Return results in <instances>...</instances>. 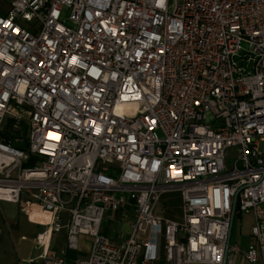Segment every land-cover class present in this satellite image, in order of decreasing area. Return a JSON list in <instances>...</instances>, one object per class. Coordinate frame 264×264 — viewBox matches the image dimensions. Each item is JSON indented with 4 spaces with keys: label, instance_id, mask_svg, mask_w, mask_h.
<instances>
[{
    "label": "built area",
    "instance_id": "1",
    "mask_svg": "<svg viewBox=\"0 0 264 264\" xmlns=\"http://www.w3.org/2000/svg\"><path fill=\"white\" fill-rule=\"evenodd\" d=\"M0 203L49 216L44 264H264V0H0Z\"/></svg>",
    "mask_w": 264,
    "mask_h": 264
},
{
    "label": "crops",
    "instance_id": "2",
    "mask_svg": "<svg viewBox=\"0 0 264 264\" xmlns=\"http://www.w3.org/2000/svg\"><path fill=\"white\" fill-rule=\"evenodd\" d=\"M13 206L14 205L8 203H0V264H44L42 260L38 259L41 255V250L36 248L35 239L46 230L49 216L46 213H41L39 209L33 208L29 213V217H27L20 211L19 206H16L17 213L13 210ZM161 206L165 212L164 218L172 221L180 220L181 200L178 193H167L162 195ZM113 223H118L117 218H115V222ZM39 229H43V231L36 232ZM103 231L104 234L116 244L124 242L127 238V236L123 237L122 235L119 236L117 233H113V229H109L107 224L103 226ZM65 238V229L53 235L47 251L49 253H55L57 257H61L64 251ZM252 244L253 240L251 237V239L245 243L242 251H246ZM58 245L61 246L60 251H58ZM90 245V240L88 241L83 236L78 244V250L76 252H70L66 256L65 264H75V261L85 259L89 253ZM157 254L158 260L149 264H163V250L159 249ZM231 259L233 264H241L242 261H245L240 255L233 256Z\"/></svg>",
    "mask_w": 264,
    "mask_h": 264
},
{
    "label": "rangeland",
    "instance_id": "3",
    "mask_svg": "<svg viewBox=\"0 0 264 264\" xmlns=\"http://www.w3.org/2000/svg\"><path fill=\"white\" fill-rule=\"evenodd\" d=\"M175 0H168V5L170 10L173 8ZM4 208V206H3ZM13 210L17 213V207L14 205ZM155 215L164 218L165 212L162 209L161 202L157 205L155 209ZM117 220H119L118 215L116 216ZM253 225V218L251 215H241V217L236 216L233 221V226H232V233H231V241H230V246H236L239 249L242 250L244 247L245 243L251 239V227ZM107 227L109 229H113V233H117L119 236L126 237L129 232V226L128 223H112V224H107ZM43 229H39L36 232H42ZM114 235V234H113ZM60 236V235H59ZM83 236H80L78 239V244L80 242V239ZM88 241L91 239L87 236H84ZM61 246L58 245V251H60ZM241 256V255H240ZM241 264H248L246 261H242Z\"/></svg>",
    "mask_w": 264,
    "mask_h": 264
},
{
    "label": "trees",
    "instance_id": "4",
    "mask_svg": "<svg viewBox=\"0 0 264 264\" xmlns=\"http://www.w3.org/2000/svg\"><path fill=\"white\" fill-rule=\"evenodd\" d=\"M10 124H11V121L8 122L7 129L9 128ZM18 135L19 134H17V133H11V132H7V131H5L4 133L1 134L2 138H4L6 141H10L11 144L13 145V147L23 148L21 143L15 142V139L18 137ZM69 253L70 252H68L67 255Z\"/></svg>",
    "mask_w": 264,
    "mask_h": 264
}]
</instances>
